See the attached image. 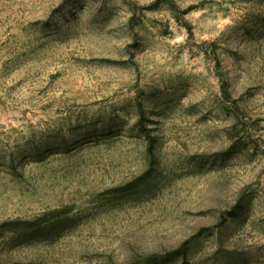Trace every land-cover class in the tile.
Wrapping results in <instances>:
<instances>
[{
  "label": "rangeland",
  "instance_id": "1",
  "mask_svg": "<svg viewBox=\"0 0 264 264\" xmlns=\"http://www.w3.org/2000/svg\"><path fill=\"white\" fill-rule=\"evenodd\" d=\"M65 205L81 223L53 242L5 224ZM187 239L190 264H264V0H0V259Z\"/></svg>",
  "mask_w": 264,
  "mask_h": 264
},
{
  "label": "trees",
  "instance_id": "2",
  "mask_svg": "<svg viewBox=\"0 0 264 264\" xmlns=\"http://www.w3.org/2000/svg\"><path fill=\"white\" fill-rule=\"evenodd\" d=\"M159 1V0H157ZM173 8L178 12V14H184L185 11L181 10L179 5L173 4ZM189 26V23H187ZM216 47L213 45V52L216 54ZM223 95L226 99L233 100L231 92L228 89L227 82L223 79L222 81ZM146 134H149V129H146ZM239 140L235 139L231 144L218 153V158L220 160H225L236 153L239 152L238 148ZM148 150L151 159V167L154 168L156 165L155 161V152H154V141L151 140L148 145ZM79 213L73 212V207L71 205H65L62 207L50 208L42 213L37 214L33 219H22L16 218L12 220H7L5 222L6 226H9V229L16 231L15 228H18V225H23V230L20 235L17 236L18 242H43L49 241L53 242L57 240L63 233L69 229L76 227L80 224ZM26 224V225H25ZM15 226V227H14ZM17 226V227H16ZM192 239H187L180 245L167 250L165 253H152L140 260H133L130 263L126 264H163V263H178L180 264H190L191 260L194 259V248ZM0 264H36L34 261H11L6 259H0Z\"/></svg>",
  "mask_w": 264,
  "mask_h": 264
}]
</instances>
